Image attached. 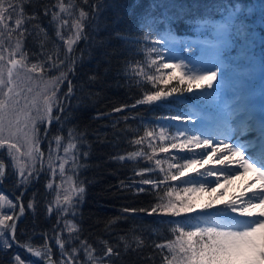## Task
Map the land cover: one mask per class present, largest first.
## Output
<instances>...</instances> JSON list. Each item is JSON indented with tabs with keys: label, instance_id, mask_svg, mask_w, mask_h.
Instances as JSON below:
<instances>
[{
	"label": "snow or ice",
	"instance_id": "1",
	"mask_svg": "<svg viewBox=\"0 0 264 264\" xmlns=\"http://www.w3.org/2000/svg\"><path fill=\"white\" fill-rule=\"evenodd\" d=\"M41 6L43 15L50 16L49 25L55 27L56 36L63 41V50H45L41 43V50L30 56L25 40L39 37L41 33L47 37L39 23L37 9ZM27 7H32L33 11L28 12ZM113 7L114 0H82V4L80 0L76 3L54 0L42 5L40 0H0V184L15 177L14 187L22 189L17 197L20 203L0 194V208L8 209L0 214V252L15 244L40 258L42 264H115L116 258L122 255L116 246L106 241H102V252L94 255V247L81 239V229L73 220L79 215L86 189L75 170L87 167L80 163L79 156L87 158L89 153H81L76 141H87L83 133L69 128L64 146L65 138L60 134L73 118L75 109L83 103L81 97L75 96L77 86L70 77L75 74L77 65L83 63V59L76 56V45L81 40L89 41L90 32L107 27L101 19L102 13ZM156 8L162 10L159 16L152 15ZM186 11L184 6L167 0H154L150 11L141 18L142 40L151 41L147 51L156 58L133 61L135 67L126 62L129 83L134 82L143 95L134 104L117 107L114 111L138 105L171 107L166 102L171 99L183 104L187 95L202 108L212 110L215 122L210 127H197L198 122L206 118L202 111L195 108L188 112L177 111L159 117L167 124L149 126L143 130V135L132 141L135 145L147 143L153 154L158 148L160 153L169 154L167 159L171 161L165 169L160 167L165 160L155 159V166L162 175L145 178V172L155 171L152 167L135 173L142 177L134 181L136 184L150 185L152 189L165 185L162 195L155 194L156 203L150 211H140L148 215L159 211L171 217L186 214L183 220L159 222L167 223L175 237L167 238V243L153 242L160 250L161 264H264V122L257 118L258 112H264V105L251 103L257 97L264 98V79L256 88L249 86L258 76L264 77V59L255 56V33L244 19L252 9L220 0L213 8L206 9L203 16L185 20ZM181 20L191 27L193 35L176 33L173 25ZM119 22L117 16L113 24ZM65 30L71 35H64ZM114 35L118 39H130L118 31ZM131 39L139 45L141 37ZM96 46L105 47V44L101 41ZM88 47L86 44V49ZM181 51L183 55L179 54ZM196 52L198 55H193ZM108 55L104 53L105 57ZM33 57L35 62H32ZM98 78V73L93 74L87 83H96ZM65 82L67 90L61 93ZM74 97L77 104L69 107ZM53 124L57 125L55 135L50 133ZM252 133L255 137L247 138ZM45 140L48 141L47 154L41 148ZM61 149L63 156L59 155ZM70 149L77 179L69 190L64 184ZM138 154L133 152L115 159L132 160ZM42 172L53 178L46 188L55 194V199L45 200V213L49 218L55 213L56 222L51 229L53 234L45 232V243L34 247L32 243L17 241L15 233L17 221L26 211L22 203L24 192L38 181ZM191 173L195 176H190ZM248 173L252 174V179L238 195L225 201L222 209L197 213L198 208H212V202L199 203L200 194L207 193L211 197L216 188L223 187L222 180L231 184L235 179H244ZM57 176L59 184L55 182ZM121 187L130 185L121 182ZM137 191L148 190L139 187ZM220 196L217 192L216 199ZM39 204L34 192L27 209L33 210L35 215ZM123 211L137 210L125 208ZM193 220L197 222L193 224ZM65 231L68 232L66 238L63 237ZM49 240L58 246V259H53ZM74 240L80 241L78 246L73 244ZM135 245L132 248L125 240L124 253L145 246L139 239L135 240ZM9 264L34 262L14 253Z\"/></svg>",
	"mask_w": 264,
	"mask_h": 264
},
{
	"label": "trees",
	"instance_id": "2",
	"mask_svg": "<svg viewBox=\"0 0 264 264\" xmlns=\"http://www.w3.org/2000/svg\"><path fill=\"white\" fill-rule=\"evenodd\" d=\"M53 2L54 0H40L41 5ZM76 2L77 0H69V3ZM80 2L82 4V0ZM153 2L154 0H114L115 7L108 8L102 13L101 19L107 27H102V30L95 33L90 32L92 38L89 41L81 40L76 45V56L82 58L83 63L77 65L75 74H70V77L72 83L77 86L75 96L81 97L83 103L75 109L73 118L60 133L65 138L64 146L67 145L66 138L69 128H75L78 134L83 133L87 143H81L77 140V147L80 148L81 153H89L87 158L82 154L79 156L80 163L86 164L87 167L75 170L78 179L84 182L83 186L86 192L79 215L75 217L73 222L77 223L81 229V239H86L94 247V255L102 252L104 248L102 241L116 246L122 255L116 258L115 264H153V260L155 264H161L160 250L154 247L153 242L167 243V238L174 239L175 237L172 236L167 223L159 222L183 220L186 215L171 217L159 211L152 215L140 211L142 209L150 211L151 206L156 203L155 194L162 195V189L165 185H161L160 189H152L150 185L136 184L134 181H139L142 177L135 173L152 167L155 168V171L145 172L144 177H156L162 174L159 173V168L155 166V159H164L165 162L160 167L165 169H167V163L171 161L167 159L169 154L160 153L158 148L153 154L147 143L135 145L132 141L143 135V130L149 126L168 123L159 120V117L175 114L177 111L186 112L187 106L194 102L186 95V102L183 104H176L171 99L166 102L171 107L160 104L138 105L120 112L114 111L117 107L134 104L143 95L142 90L134 82L129 83L126 74V62L135 67L133 61L144 62L149 57L151 59L156 58L154 53L147 51L151 41H143L142 33L139 31L141 18L150 11ZM167 2L184 6L187 10L185 20H188L196 16H203L206 9L213 8L220 0H167ZM227 2L232 5L239 3L244 8L248 4L254 5L248 25L255 33L256 57L264 59V0H227ZM83 6L87 7L86 5ZM37 10L40 15L39 23L47 32V37L44 36V33L36 38L28 37L24 44L29 55L39 52L41 43L45 45V50H63V41H60L56 36L55 27L49 25L50 16L43 15L42 6ZM27 11L31 12L33 8L27 7ZM161 11L160 8H156L152 15L159 16ZM76 14L78 15V10ZM117 16L120 17V22L113 24ZM185 20L174 24L173 28L180 36L185 34L191 36L193 35L191 27L185 23ZM160 27L163 28V26ZM117 31L130 39L116 38L114 33ZM64 35L68 36L71 33L65 30ZM135 37H141L139 45L131 39ZM101 41L104 42L105 47L96 46ZM86 44L89 45L87 49ZM105 52L109 54L108 57L104 56ZM32 62H35V57L32 58ZM97 73L99 74L97 82L87 83L88 77ZM148 87L150 88L151 85ZM66 90L67 82L61 85L60 91L63 93ZM73 104H77L75 97L69 102V107ZM196 106L200 105L197 104ZM56 132L57 125L53 124L50 133L55 135ZM42 149L47 154V140L43 142ZM72 151L69 150L65 169L76 183L77 176L73 174ZM171 151L176 152V150ZM133 152L139 154L132 160L120 161L115 159L118 156L127 157ZM59 154L63 156V149L60 150ZM149 156L152 159H149ZM10 178L9 181H5L4 187L16 195H20L22 189L14 187L15 177ZM49 178V175L42 172L38 181L28 187L32 189L23 195L22 203L26 211L19 224V231L16 233V239L21 243H32L34 247H39L45 241L42 237L35 235L36 232L53 234L51 229L56 222V215L53 213L49 218L45 213V200L55 199V194L46 188ZM121 182L130 185V187L122 188ZM139 187L148 191L138 192L137 188ZM34 192L36 193V200L40 201L39 207L35 210V215L33 210L27 209V204ZM125 208L137 211L124 212L123 209ZM20 229L23 231L20 232ZM67 236L68 232L65 231L63 237L66 238ZM121 237L131 243L132 248L136 247V239L143 241L145 246L136 251L129 250L124 253L125 240H121ZM54 242L49 240L48 244L54 253L53 258L58 259L59 251L53 247ZM79 243L80 241H73V244L77 246ZM14 253H19L26 261H30L26 252L12 247L0 252V264H9ZM149 256L152 257L151 260L148 259Z\"/></svg>",
	"mask_w": 264,
	"mask_h": 264
},
{
	"label": "rangeland",
	"instance_id": "3",
	"mask_svg": "<svg viewBox=\"0 0 264 264\" xmlns=\"http://www.w3.org/2000/svg\"><path fill=\"white\" fill-rule=\"evenodd\" d=\"M245 8L253 9V5L252 4H248ZM250 16H251V14L248 15V16H246V17H244L245 22L247 24H248V20H249V17ZM179 54L180 55H183L184 53L181 51ZM193 55H198V52L194 53ZM170 62H175V61H170ZM24 79L25 78L22 75L21 76V80L23 81ZM262 79H264V77L258 76L255 80L251 81L250 82V85H249L250 88H256V87H258L261 84V80ZM33 89L35 91V84H33ZM25 94L27 96H29V97L32 95V93H25ZM189 98H190V100H192L190 96H189ZM261 99H264V98L257 97L254 100H252L251 103H253L254 105H259V100L261 101ZM193 102L195 104H197L195 101H193ZM21 103L22 104L24 103V100L23 99L21 100ZM195 104L192 103V104H190V106H187L186 112L191 111L193 108H195L198 111H202L205 114V117H206L202 121L198 122L197 127H199L201 125H203L205 127L212 126L214 124V122H215V114H214V112H212V110H210V109H204V108H202L201 105H200V107H197ZM173 123H176V122H173ZM68 158H69V156H68ZM54 162H56V161H54ZM45 167H47V164L46 163H45ZM200 171H203V169H200ZM65 176H66L67 180H66V182L64 184V187L65 188H68L70 190L71 187L75 186V182L73 181V178H72L71 174L66 172V169H65ZM190 176H195V173H191ZM49 177H50L49 178V181L53 179L50 175H49ZM14 179H16V178H14ZM55 182L57 184L60 183V177L59 176H57L55 178ZM221 183L223 184V187L222 188H216V192H213L212 195H211V197H209V195L207 193H204V194H200L199 195V197H198L199 203L206 204L208 202H212V208L211 209H209V208H198L197 209V213L216 212L218 209H222L224 207L225 201H228L229 199L233 198L236 195V193H235L236 179L233 180L231 184L224 183L223 180L221 181ZM237 185H239V182L237 183ZM217 192L221 193V196H220L219 199H216V193ZM0 194H1V192H0ZM6 211H8V209L6 207L5 208H0V214H2L3 212H6ZM193 215H195V214H193ZM23 216H21L19 220H22L23 219ZM68 219H71V217H68ZM240 219H245V218H240ZM196 222H197L196 220H193L192 223L195 224ZM18 231H19V222L17 223V230H16V232H18ZM21 231H23V230L20 229V232ZM35 259L37 261H41L40 258H38V257H35ZM31 260L34 261L33 259H31Z\"/></svg>",
	"mask_w": 264,
	"mask_h": 264
},
{
	"label": "bare ground",
	"instance_id": "4",
	"mask_svg": "<svg viewBox=\"0 0 264 264\" xmlns=\"http://www.w3.org/2000/svg\"><path fill=\"white\" fill-rule=\"evenodd\" d=\"M259 105H264V99H261V101L259 100ZM257 116H260V118H264V112H258ZM250 139V138H249ZM252 179V174L248 173L247 176L244 179H236V186H235V193L236 195L239 194L240 191H242L244 189V185ZM240 180V181H239ZM239 182V185H237V183ZM41 232H36L35 235H39ZM40 237H42L44 239V235L43 233H41L39 235ZM45 241V239H44ZM49 243V241H48ZM55 243V242H54ZM55 249L58 248V246L56 244H54L53 246ZM35 258V257H34ZM34 264H42V261H34Z\"/></svg>",
	"mask_w": 264,
	"mask_h": 264
},
{
	"label": "water",
	"instance_id": "5",
	"mask_svg": "<svg viewBox=\"0 0 264 264\" xmlns=\"http://www.w3.org/2000/svg\"><path fill=\"white\" fill-rule=\"evenodd\" d=\"M22 249H25V248H22ZM26 250V249H25ZM30 254V253H29ZM31 255V254H30Z\"/></svg>",
	"mask_w": 264,
	"mask_h": 264
}]
</instances>
